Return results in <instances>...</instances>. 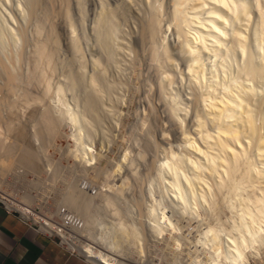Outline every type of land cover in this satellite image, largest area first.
<instances>
[{
    "label": "bare ground",
    "instance_id": "1",
    "mask_svg": "<svg viewBox=\"0 0 264 264\" xmlns=\"http://www.w3.org/2000/svg\"><path fill=\"white\" fill-rule=\"evenodd\" d=\"M40 1L29 0V14L39 12ZM145 1L149 9L146 8L148 18L143 25V34L151 43L148 68L154 77L157 74L158 82L153 80L160 91H155L154 95H161V99L157 98L164 102L168 121L178 124L183 141H177V146L170 141L162 145L151 121L155 120L156 113L151 112L152 107L149 106L154 102L150 98L152 96L146 95L151 101L149 110L139 112V119L131 125V137L127 139L131 143H124L125 153H120L123 161L119 156V159L113 156L112 159L117 161L114 163L109 156L103 155V151L101 153L95 148L96 138L83 130V127L89 126L88 130L93 132L91 120L86 119L84 112L83 119L81 112L80 117L85 123L82 127L76 115L80 111L76 113L72 103L63 97L61 83L53 85L52 73L57 66L54 63L55 50L49 47V39L42 38L43 26L37 22L34 30H38V36L42 33V39L33 37L36 66L27 72L26 87L20 77L25 57L23 51L12 46L6 48L4 54L0 52V69L6 75L3 76L6 78L4 87L5 91H9H4V96L0 90V185L18 158L30 161L33 166L38 163L40 155L29 148L21 150L16 142L18 140L10 138V134L16 132V135L26 137L29 133L22 124L15 126L13 116L19 103L38 104L44 101L45 96L53 97L52 102L39 112L33 135L39 138L40 144L46 145L44 141L48 138L47 145L55 146L56 137L69 126L71 132L65 136L71 137L74 143L60 147L64 157L68 161L73 159V166L86 179H83L84 187H80L81 190L78 188L79 192L74 189V193L64 200V207L55 212L42 205L41 208L47 212L37 211L28 196L16 199L1 188L0 199L9 208L17 209L23 216L39 223L50 235L62 237L61 243L67 242L72 251L77 250L92 264H264V0ZM62 4L63 12L71 13L69 0H63ZM48 11L45 14L50 17ZM71 18L68 15L69 21ZM73 26L70 27L73 29ZM24 30H15L18 31L15 35L26 37L27 30ZM169 31L175 34L172 35L174 43L168 40ZM55 37L57 35L53 39L59 45L60 39ZM73 38L78 59H81L83 51L77 44L78 37ZM96 57L94 64L98 69H93L92 74L81 79L92 84L91 89H87L90 91L88 98L84 97L94 107L102 95L98 90L103 89L101 86L99 89L102 60ZM132 62L130 65H136ZM144 64L146 66L147 63ZM79 65L80 72L84 74L86 62ZM176 70L184 84L188 85L189 97L175 86L178 82ZM75 77L71 74L68 80L74 82ZM36 81L39 85L41 83L42 90L32 89L31 84ZM95 98H98L96 103ZM151 114L154 117L150 118ZM187 120L191 123L190 128ZM162 132L165 139L171 136L168 128L162 129ZM124 138L120 140L126 142ZM150 139L154 140L153 143ZM151 144L159 151L161 149L162 157L153 155L157 158H151L150 152L155 148ZM102 160L106 161L104 165ZM145 175L150 177L148 187L142 184L146 181ZM137 184L141 185L140 194H133L136 201L133 204L137 205L138 212L131 213L129 218L120 207V202L128 200V192L133 188L134 191ZM96 202L105 207L110 221L97 225L95 231V210L91 205ZM194 229L197 234L192 238ZM187 231L191 232V236ZM72 234L77 236L76 240ZM83 235L84 239L79 237ZM161 251L167 259L176 263H161ZM149 258H156L159 263H146Z\"/></svg>",
    "mask_w": 264,
    "mask_h": 264
},
{
    "label": "rangeland",
    "instance_id": "2",
    "mask_svg": "<svg viewBox=\"0 0 264 264\" xmlns=\"http://www.w3.org/2000/svg\"><path fill=\"white\" fill-rule=\"evenodd\" d=\"M40 2H41L40 3L41 5L39 6L40 8L37 9L39 12L36 11L35 14L32 15V14H29V12H30V9H28V6L30 5L29 0L28 1L27 0H10V1L9 0H1L0 1V48H2V49H0V52H1V54H4L6 48L9 49L12 46L15 49H18L19 51H23V57L24 56L25 57L22 60V65H21L22 66L21 67L22 72H20V75L22 73V75L20 76L22 79V85L24 84L25 87L27 86L28 83L26 82V80L28 79V75H29V73H27V72H29L30 69H33V67L36 66V62L34 63V60L36 59V55L34 54L35 51L34 52L32 51L34 48L35 39L36 38H38V39H42V38L49 39L48 40L49 41L48 44H50L49 47L51 46V48L53 50H55L53 52L54 61H55L54 63H56L55 66L57 65L56 69L53 71L54 73H52L53 85L61 83V85L63 86V89H64V92L63 91L62 92L65 94L63 97L67 101H69V103H72L71 106L73 107V109L75 110L76 113L80 111L79 114H76V115L79 116V118H80L79 120L82 122V123L80 122L82 127L85 125V123H83L82 118L84 117V113H86L87 116H85V117H87L86 119L91 120L90 122L93 123L92 126L94 129L92 130L93 131L92 133H91V131L88 130V129H90L89 126L83 127V130L85 131V133L88 131L89 134H92L91 135L92 138L93 137L96 138V139L93 138L94 142L98 141L95 143V146H96L95 148L100 150L101 153L103 151V153H102L103 155H106V157L109 156L110 159H112L113 156H116L117 158L119 156L120 160L123 161L122 155H124V153H125V152H123V149L125 147V146H123V144L125 143L124 145H126L127 142L131 143L130 140L129 141L127 140V139H130V137H131V134H129V133H131L130 130L133 128V127H131V125H134L133 123H135V120L137 121L139 119L138 116H140V113H144L145 109L149 110V107L154 108V109L151 108V110H152L151 112H153L154 114L156 113L155 114V120L151 119V121H152V124H154L153 130H155L154 131L155 135L158 137L159 141H161L162 145L163 144L166 145L167 142L170 141V142L174 143V146H177L178 142L183 141L182 135L180 134V130L178 131V128H179L178 124L177 123L173 124L172 122L168 121V116H167L168 114H167L166 107L164 106V102H163V100H162V102L159 101L161 99L160 98L161 95L159 94V96H158L156 94V93H160L158 85L156 84V82H158V80H156V79H158L156 76L157 74L154 77V73L149 71L150 67L148 68L149 63H150V61H149L150 60L149 59L150 54L148 52L150 51L151 43L148 39L144 38L145 36L143 34V30H144L143 25H145V22L148 18L147 12L149 9V5H148V3L146 4V1L144 2V0L143 1L142 0H69L70 10H71L70 11L71 13H69V14H66L65 12H63V10H64L63 9L64 4H62L63 0H42ZM22 4H24V5H22ZM59 4H60V6H59ZM61 5H63V6H61ZM60 7H61V9H60ZM9 8L10 9L12 8V9L10 10ZM146 8H148V9H146ZM44 9H45V11H44ZM112 10H114V11L112 12ZM47 11H48V15L51 14V16L54 15L56 17L46 16ZM37 13H39V14H37ZM35 15H37V19H40V20L35 19V17H36ZM44 15L46 16V18L44 17ZM68 15H71V17L73 18V19L72 18L70 19L71 21H69V19H67ZM14 16L17 19H15ZM33 16H34V18H33ZM51 18H55V19H53V21H52ZM37 22L38 23L41 22L40 24H41V26H43V27H41L42 28L41 32L43 33V35L40 32V36H38V34H37L38 30L35 31L36 27H37L36 24L38 25ZM69 24H71L70 25L71 27L74 25L73 29L69 26ZM109 24H110L111 28H110ZM15 27H16V29H15ZM55 27L57 28V30ZM22 28L27 30V31L24 30L25 33H27V36H26L27 38L24 35L22 36V34L15 35L16 34L15 32H18L15 30H17V29L21 30ZM43 29H45L44 32H43ZM10 30H11V32L13 30L14 31L11 33ZM19 33H21V32L19 31ZM12 34H14V35H12ZM98 34H99V36H98ZM168 34H169L168 40L170 42L174 43L173 42L174 37H172V35L174 36L175 34L172 33V31H169ZM41 35L43 36L42 38H41ZM56 35L58 38L57 37H55V38H57L58 40L60 39L58 42L59 45H56V42L53 39V36H56ZM100 35L102 37H100ZM103 35L104 36L106 35V37H104ZM13 36H15V37H13ZM73 36L78 37L77 38L78 39L77 44L79 43L80 46L79 45L78 46L82 48L83 56H82V58L80 57L81 59H78L79 53H76V52H78L76 50L77 46L75 49V45H73V42H74V40H72V39H74ZM160 38L162 40L161 35H160ZM146 41H147V43H146ZM10 43L11 44L14 43V44L11 45ZM146 44H147V46L149 44V46L147 47ZM25 49H27V50H25ZM109 49H111V51ZM144 50L147 51V53H145ZM143 53H145V54H143ZM132 56H134V58ZM94 57L100 58L102 60L101 69H100L102 72V73H100V75L102 74L101 75L102 78L99 77L102 79V81H100L101 79H99V81H100L99 82V89H100V86H101V88H103L102 90H98V91H100V94H102V95H100L98 93L100 95L98 97L96 94V96L99 99L95 98L96 100L94 102L96 103L99 100L98 101L99 104L96 103L95 107H94V105L92 106V104L89 103L88 99H86V98H88V96H89L88 93L90 92V91H87V89H91L92 84L90 82H86V83L84 81L82 82V80H81L83 78V76L88 77L89 74H92L94 72L93 69H98L97 66L95 67V64H94L95 58ZM134 59H135V61H134ZM130 60H131V62L132 61L136 62L135 64L137 66L134 64L130 65L131 64ZM80 61L86 62L85 67L87 70H85L84 74L82 72H80L81 71L80 65H79L81 63ZM134 62H132V63H134ZM144 63H147L146 66ZM140 67H142V68H140ZM102 68L104 69L103 71H102ZM176 72L178 74V76L176 77V80L178 82H177V84H175V86L180 87L181 92L184 95L189 97L188 92H190V90L188 88V85L184 84L182 77L178 73V70H176ZM3 73H2V70L0 69V84L1 83L3 84V85L2 84L0 85V90L3 91V95H4L5 94L4 91L6 89L5 88L6 85L4 83L5 79H6L5 78L6 75H5V73L4 74ZM71 74L74 77L76 76L74 82H72L71 80H68L69 76ZM81 75H82V77H81ZM138 75H139V77H138ZM3 76H5V77H3ZM151 77H153V78H151ZM150 79H151V81H150ZM153 79H155L156 82ZM83 80L88 81V78H84ZM103 82H105V83H103ZM151 82L154 83L153 84L154 86L155 85L157 86V87H155V89H154V86H151V84H152ZM68 83H70V84H68ZM33 84H34V82H33ZM33 84H31V87H33L32 89H34V90H36V89L38 90L42 86L41 83H40V85H41L40 86L39 82H37V81L34 85ZM137 84L140 86L137 87ZM4 85H5V87H4ZM129 86H131V88ZM133 88H134V90H133ZM150 89H152V90H150ZM39 90H42V88H40ZM101 91H103V92H101ZM155 91H156V93L154 95ZM5 92L8 93L9 91H5ZM146 92H149V93L146 94ZM0 94H1V91H0ZM146 95L152 96L150 98L154 102V104H152L154 107L152 105H150L151 101H149L150 99ZM122 96H124V97H122ZM49 97H51V96H45L44 101H42L43 99L40 100L42 102H39L38 103L39 105L37 103H36L37 105L33 104V103H31V105H30V103H28V105H27L26 103L23 104L21 102V103H19L20 106L19 105H18L19 107L17 106L16 111H15L16 113H14V116H13L15 126L16 125L19 126L22 124L26 128V130L29 131V133H28V135L26 134V137H24L25 135L21 137V136L16 135V132L15 133L10 132L11 133L10 138L12 137V139L18 140L16 142L18 144V147L20 146L19 148L21 150L24 151V149L29 148L28 150L31 149L32 152L40 155L41 159L37 157L38 163L35 162L36 164L33 166V165H31L32 163L30 161L29 162L31 164L28 161L22 159V157L20 156L21 158L20 159L18 158V160L14 163V166L8 172H6L5 176L2 179L1 185H0V188L2 190H4L7 193L12 194V196L15 197L16 199H22L23 196H28L29 199H31L32 207L35 210L42 211L44 213H46L47 211L45 209H42L41 205L45 206L49 211L55 212L59 208H61V206L64 207V205H65L64 203H66V201L64 202V200H66L68 195H71V193L72 194L74 193V191H73L74 189H75V192H76V190H77V192H79L78 188H79V190H81L84 187L83 186L84 185V181H83L84 178H82V176L79 175L75 166H73V162H74L73 159L70 158L71 160L69 159V161H68L64 157L63 149H61V147H63V148L66 147L68 143H69L68 145H72L74 143V140L71 137L66 138V136H65L67 133L71 132V128L69 126H67V127H65V129L62 130V132H63L62 134L64 136H61L62 134H59V136L56 137V139L53 143V144H55V146L54 145H47L49 142V140H48V142H46L48 138L46 139V141H44V144H46L47 146L42 145V144H40V141L38 140L39 138L37 139L36 136L33 135V132L35 130L34 125L36 122L39 121V112L42 111L43 108H45L46 105L49 104V102H52L51 99L53 97H51V98H49ZM157 97H159L160 99H158ZM58 98L59 97L57 96V99ZM45 99H47V101ZM55 99L56 98H54V100ZM54 100H53V102H54ZM85 101L87 102V104ZM45 102H47V104ZM95 103H93V104H95ZM87 107H89V108H87ZM93 107L95 109L96 108L97 109L94 110ZM4 108L5 107L3 104L2 109H4ZM91 108H93V110ZM33 109H35V110H33ZM89 109L91 111H89ZM85 110H87V111H85ZM93 111H95L96 113ZM81 112L82 113L84 112L83 115H81L82 118L80 117V114H82ZM152 117H154V116L151 114L150 118H152ZM187 121H189V120H187ZM1 122L4 123L3 120H1ZM187 126H188V128L191 127L190 121L188 122ZM164 128L165 129L168 128L169 133L171 135V136H169L168 139H165L163 136L162 129H164ZM127 132L129 135L127 134ZM13 135H15V136L13 137ZM29 135H32V137H30ZM106 137L109 140L110 139L111 140L110 141L107 140ZM121 137H123V138L125 137L124 139H125V141L126 140L127 141L124 142V140H123V142H122V140H120ZM181 138H182V140H181ZM107 141H109V142H107ZM150 141H151V143H153L154 140L150 139ZM101 142L102 143L104 142L103 143L104 145ZM41 145L44 146L45 148L42 147ZM151 145L153 146L154 144H151ZM153 147H155V148L153 149L154 151L152 150V152H150V154L152 155L151 158L153 157L155 159L158 157V155H161V157H162L163 156L162 152H160L161 149L159 151L156 148V146H153ZM178 148H180V147H178ZM21 150H20V152H23ZM120 153L121 154L123 153V154L121 155ZM21 155H23V154H21ZM153 155L157 156V157H154ZM49 157H50V159H49ZM148 157H150V156H148ZM154 159H151V160H154ZM105 160H107V159H105ZM105 160H102V165H104L106 163ZM113 161H114V163L117 162L115 160H113ZM33 164H34V162H33ZM146 176L147 175L144 176V179L146 178V181H144V183H142L143 186L147 185V183H148L147 180L150 181V177H148V176L146 177ZM80 177L82 178L81 180H80ZM149 184H150V182H149ZM148 185L146 187H148ZM137 186H138V184H137ZM139 186L141 187L140 184H139ZM139 186L134 190L135 192L133 191L134 188L131 189L133 192L131 190L128 192L127 195H129L130 197L127 196L128 197L127 201L120 202V204H121L120 207L122 208L123 212L129 218L138 212V210H137L138 207H136L137 205L133 204L136 202L133 194H136V193L138 195L140 194V191H139L140 187ZM80 187H81V189H80ZM96 187H98V186L96 185ZM137 190L139 191V193ZM137 194H136V196H138ZM132 206H135V207H132ZM91 207L95 210V212H94L95 213V217H94L95 229L94 230L96 231L97 225L100 226L103 224V222H109L110 218H109V214L106 211L105 207L102 206V204L100 205L99 202L92 204ZM124 209H126V210L124 211ZM129 209H131V210L128 211ZM15 210H17V209H15ZM17 211L20 212L19 210H17ZM135 211H136V213H135ZM131 213H132V215H130ZM29 221L34 223L36 225V227L41 228L45 233H47V231H45L40 226L39 223H37L31 219ZM192 232H193L192 236L190 235L191 232L190 233L188 232V233L193 238L197 234V231H196V229H194ZM54 236L59 241H62V237H60L58 235H54ZM76 237H77L76 235L72 236V238L75 240H76ZM79 237H82V239H84V235L79 236ZM63 244L66 247L70 248V246L67 242H65ZM150 250H153V248ZM75 252H78V251L76 250ZM161 252H163V251H161ZM164 254H165L164 252L161 253V263H176V262H173V261H170L169 259H167L164 256ZM151 259L149 258V260L146 261V263H159V260H157L156 258L154 260H151Z\"/></svg>",
    "mask_w": 264,
    "mask_h": 264
},
{
    "label": "crops",
    "instance_id": "3",
    "mask_svg": "<svg viewBox=\"0 0 264 264\" xmlns=\"http://www.w3.org/2000/svg\"><path fill=\"white\" fill-rule=\"evenodd\" d=\"M0 264H92L0 201Z\"/></svg>",
    "mask_w": 264,
    "mask_h": 264
},
{
    "label": "built area",
    "instance_id": "4",
    "mask_svg": "<svg viewBox=\"0 0 264 264\" xmlns=\"http://www.w3.org/2000/svg\"><path fill=\"white\" fill-rule=\"evenodd\" d=\"M0 201L3 202V203L5 204V206H6L9 210H13V211L18 212V211L15 210V209L9 208V207L6 205L5 201H3L2 199H0ZM18 213L22 216V218L24 219V221H26L27 223L31 224V225L34 226L35 228H37V229H39V230H42L41 228L36 227V225H35L34 223L30 222V221H29V220H30L29 218L23 216L20 212H18ZM42 231H43V230H42ZM47 234L50 235L49 233H47ZM51 236H52V235H51ZM53 236H54V235H53ZM60 242H61V241H60Z\"/></svg>",
    "mask_w": 264,
    "mask_h": 264
}]
</instances>
